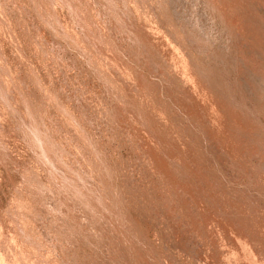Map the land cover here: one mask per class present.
Listing matches in <instances>:
<instances>
[{
	"label": "rangeland",
	"instance_id": "rangeland-1",
	"mask_svg": "<svg viewBox=\"0 0 264 264\" xmlns=\"http://www.w3.org/2000/svg\"><path fill=\"white\" fill-rule=\"evenodd\" d=\"M0 96V264H264V0H0Z\"/></svg>",
	"mask_w": 264,
	"mask_h": 264
},
{
	"label": "bare ground",
	"instance_id": "bare-ground-1",
	"mask_svg": "<svg viewBox=\"0 0 264 264\" xmlns=\"http://www.w3.org/2000/svg\"><path fill=\"white\" fill-rule=\"evenodd\" d=\"M2 88V87H1ZM6 92V91H5ZM1 97V96H0Z\"/></svg>",
	"mask_w": 264,
	"mask_h": 264
}]
</instances>
